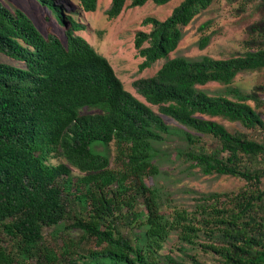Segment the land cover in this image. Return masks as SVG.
<instances>
[{
  "label": "trees",
  "instance_id": "16d2710c",
  "mask_svg": "<svg viewBox=\"0 0 264 264\" xmlns=\"http://www.w3.org/2000/svg\"><path fill=\"white\" fill-rule=\"evenodd\" d=\"M39 1L64 28L66 43L54 30L44 35L23 9L0 0V56L22 63L0 60V264H264V84L249 92L230 86L211 94L200 88L209 82L230 85L239 73L264 68V17L250 26L256 35L244 53L198 59L170 53L184 27L213 0H183L165 19L144 18L152 27L134 39L143 57L139 69L166 59L153 76L135 81L144 102L76 33L84 25L62 3ZM77 1L85 11L97 9L98 0ZM126 1L112 0L108 15L118 16ZM259 5L264 8V0ZM210 39L204 36L199 46ZM148 103L220 144L212 153L197 150L191 147L193 134L181 131L189 147L179 158L205 174L241 177L246 186L203 196L196 213L176 210L173 219L163 213L158 189L145 180L161 153L151 143L180 130ZM89 108L96 112L84 113ZM218 116L258 130L261 138L230 131L212 119ZM112 141L116 170L106 153L92 147ZM53 154L68 164L50 162ZM69 164L86 174L74 180ZM66 221L80 237L69 236L58 247L46 243L45 228ZM172 229H181L183 255L158 254ZM92 240L96 248L86 245ZM187 244L218 261H202Z\"/></svg>",
  "mask_w": 264,
  "mask_h": 264
},
{
  "label": "rangeland",
  "instance_id": "374dc122",
  "mask_svg": "<svg viewBox=\"0 0 264 264\" xmlns=\"http://www.w3.org/2000/svg\"><path fill=\"white\" fill-rule=\"evenodd\" d=\"M2 1L9 8L18 7L23 9L44 35H47L50 30H54L66 43L64 28L57 22L51 10L42 5L39 0ZM181 1L183 0H171L166 4L159 5L150 0L144 5L132 6V0H127L121 13L111 18L107 12L112 0H98L95 11L83 10L77 0H58L76 21L84 25V28L77 30L76 33L88 40L100 54L109 60L116 74L122 80L124 87L144 102H146V99L138 93L134 84L135 81L153 76L166 59H159L151 67L140 70L139 64L143 61V57L138 54L134 44L136 33L140 30L149 31L151 29L150 24L143 23L144 18L153 16L165 19ZM243 2V0H213L206 9L200 11L184 27V36L178 47L170 53V57L182 56L198 59L208 55L214 58H228L247 51L249 43L256 35L250 26L264 17V8L259 5L261 0ZM206 35L211 36L210 42L206 47L201 48L199 42ZM0 60L22 65L21 62L5 55H1ZM258 84H264V68L241 72L230 85L209 82L200 86V88L211 94L224 93L230 86L249 92ZM148 104L163 117L167 124L180 130L179 134L151 143L160 149L161 153L159 157L154 159L156 168L151 170L145 180L148 185L158 189L163 213L172 219L176 210L184 209L189 213H196L205 204L202 199L203 196L212 193H233L246 186V181L241 177L216 173L205 174L199 167L189 166V162L179 158L178 152L189 147L183 135L185 131L191 132L195 137L196 142L191 145L194 149H204L212 153L220 148V144L212 136L201 134L161 113L158 106ZM252 104L254 105L253 102ZM93 112H96V109L84 110V113ZM212 119L222 123L230 131H243L249 133L252 137L261 138L258 130L248 129L238 121H231L219 116ZM92 147L94 150L106 153L109 156L110 169L116 170L118 168L119 162L115 141L108 144L95 142ZM222 154L226 155V152ZM49 160L52 163L65 162L68 164L67 160L58 154L56 156L53 154ZM70 167L74 180L86 174L74 166L70 165ZM75 188L76 185H74L72 193H77ZM70 223L71 221H66L57 227H46V243L58 247L63 243V239L69 236L78 239L80 233L75 230L71 232L68 229ZM180 230L172 229L164 244L157 248L158 254L183 255L184 245L180 242ZM135 232H138L137 228ZM201 239L203 240L204 237L202 236ZM86 245L96 248V243L93 240L88 241ZM186 247L189 248V252L198 253L199 258L204 262L213 263L218 261V256L205 253L199 247L192 249L189 244Z\"/></svg>",
  "mask_w": 264,
  "mask_h": 264
}]
</instances>
